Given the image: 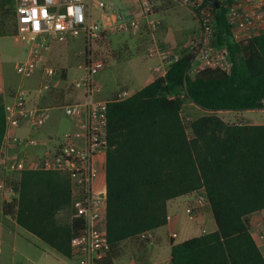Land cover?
<instances>
[{
  "label": "trees",
  "instance_id": "trees-1",
  "mask_svg": "<svg viewBox=\"0 0 264 264\" xmlns=\"http://www.w3.org/2000/svg\"><path fill=\"white\" fill-rule=\"evenodd\" d=\"M214 16L217 43L228 49L232 63L229 73L206 69L191 77L193 56L184 53L164 76L107 105V264L121 242L166 225L170 200L199 190L207 196L216 230L173 245L171 264H264L246 223L247 216L264 210V125L230 124L209 115L189 124V137L182 117L185 101L214 112L264 106V33L235 42L225 8H215ZM4 134L0 98V149ZM6 186L16 197L4 203V215L60 255L73 257L71 240L83 222L57 221L71 206L67 174L29 169Z\"/></svg>",
  "mask_w": 264,
  "mask_h": 264
},
{
  "label": "built area",
  "instance_id": "built-area-1",
  "mask_svg": "<svg viewBox=\"0 0 264 264\" xmlns=\"http://www.w3.org/2000/svg\"><path fill=\"white\" fill-rule=\"evenodd\" d=\"M177 5L192 10L199 21V31L191 35L183 51L193 56L189 75H197L206 69L229 73L232 63L228 49L217 43L215 7L225 8L231 39L235 42L248 40L264 33V0H171ZM139 12L129 15L120 10L113 0H15L16 38L26 45L25 57L15 63V71L22 81L30 79L41 71L37 96H44L55 88L60 70L42 59L43 51L50 42L61 38L82 37L85 47L80 53L78 68L83 72L73 88L83 92L82 99L61 106L64 115L76 118L85 112L82 133H64L51 137L50 149L40 158L34 169L65 173L71 182V207L73 218L81 219L83 228L71 240L72 256L80 264H107L110 245L106 239V187L97 194L92 184L97 176L98 164L107 149V105L112 100H125L131 95L120 91L112 100H98L99 92L93 85V76L107 67V63L94 60L92 46L112 34L138 31L146 23L150 31L156 32L161 22L154 18L153 6L147 0H138ZM37 24L39 27H37ZM182 51V52H183ZM181 51L156 45L149 55L157 57L161 65L155 71L166 74L170 66L182 58ZM33 91L19 86L12 95V101L3 104L5 112V134L26 122L33 129H39L49 118L53 107H40L31 103ZM3 138V140H4ZM16 145H38V139L10 137ZM10 173L19 174L25 170V159L19 158L8 163ZM209 202L204 190L188 194L185 215L195 221ZM171 219L167 215V222ZM264 224V223H263ZM210 232L201 227L200 235ZM172 233L171 238L175 239ZM143 241L152 242L151 231L139 236ZM130 264H163L135 261Z\"/></svg>",
  "mask_w": 264,
  "mask_h": 264
},
{
  "label": "crops",
  "instance_id": "crops-1",
  "mask_svg": "<svg viewBox=\"0 0 264 264\" xmlns=\"http://www.w3.org/2000/svg\"><path fill=\"white\" fill-rule=\"evenodd\" d=\"M168 1L173 4L170 0ZM114 2L120 10L129 15H137L139 12L138 0H116ZM153 2L157 8V12H154V18L161 22V28L156 32L150 31L147 24L143 23L138 31L108 35L102 41L93 45L94 47L106 45L109 51V56H107L109 60L105 62L108 67L111 60L114 65L125 61L127 66L124 69L132 70L126 76L127 83L133 84L134 81L136 84H140L145 79V84L138 86L135 92H130L128 84L121 87L113 86L101 77L99 78L100 85L96 86L99 90L95 95L96 99L109 101L123 90L133 95L157 78L162 77L163 75L161 73L155 71L156 67L161 65V61L157 57L150 56L149 50L156 45L160 46L164 44L173 46L183 44V42L179 41L180 36L176 32V25L178 23L188 25L186 17L177 11L179 8L175 9L173 5L171 6L165 0H153ZM189 13L192 16L194 28L188 37L199 31L198 20L192 12ZM15 32V15L10 27L5 24V21H3L0 15V98L2 103H10L14 91L19 86L33 91V95L31 96L32 104H38V106L41 103L51 104L53 105L51 111H62L61 106L80 101L83 92L73 88L72 83L69 84L68 73L64 67L66 62L65 58L69 49L68 41L73 38H61L52 41L47 50L43 51L42 59L48 64L49 61L55 62V64L60 66L61 70L55 81L53 93L37 96L35 91L40 83L41 71H37L33 77L24 81L20 80L16 82L13 80L12 71L17 74L15 71V63L23 58L20 57L26 54L27 49L26 45L16 38ZM73 40H77V38ZM81 41L84 49L85 44L83 38ZM54 51L59 54L62 53L60 60L55 61L54 57L52 58V55L50 56ZM82 51H79V54ZM17 52L21 54L19 58H17ZM13 59H15L14 64L12 63L13 66L10 67ZM132 77L133 79H130ZM190 105L193 104L190 103ZM229 112L236 113L235 119L230 124L264 125V106L262 109ZM85 121V112L82 110L80 116L72 119H63L59 115H50L48 120L37 130L31 129L26 122H21L18 127L8 131V138H4L0 149V264H80L76 258H67L60 255L36 236L19 227L13 218L4 215L3 205L5 202L11 201L16 197L13 189L6 186L7 181H14L17 175L7 170L8 163L15 159L24 158L26 167L30 170L34 169L40 158L50 149L51 144L49 139L58 136L56 135L58 130L63 129L65 131L64 133H82ZM13 136L21 139L36 138L39 144L36 146L16 145L9 140ZM105 165L106 153L100 159L97 176L92 184L94 194H97L106 187ZM187 196L188 194L168 202L167 212L171 216V219L166 225L151 231L153 236L152 242L143 241L140 237L121 242L117 251L121 252V255L124 256L116 253L112 264H130L135 261L171 264V248L173 245L180 243L178 242V238L184 229V219L191 225V230L197 229L198 232L194 236L183 240V242L200 236L201 227L206 228V225L209 223H212L213 226L212 230L207 231H215L216 224L209 207L204 208L195 221H189L187 219L184 212ZM246 223L255 244L264 257V210L247 216ZM172 233L177 235L175 239L171 238Z\"/></svg>",
  "mask_w": 264,
  "mask_h": 264
},
{
  "label": "rangeland",
  "instance_id": "rangeland-1",
  "mask_svg": "<svg viewBox=\"0 0 264 264\" xmlns=\"http://www.w3.org/2000/svg\"><path fill=\"white\" fill-rule=\"evenodd\" d=\"M116 1V0H113ZM150 4H152L153 6V11L157 12V8L153 2V0H147ZM167 3H169L171 6L173 5V7L179 8L177 9V11L183 15L184 17H186L187 23L188 25H183V24H177L176 25V32L179 33L180 42H183V44H179V45H160L162 47H169L175 51L177 50H182L183 46L185 45L187 39L189 38L188 36L191 34V31L194 28V22L192 20V16L189 12H192L195 16V18L197 19V16L195 15V13L190 10L189 8H185V7H181L179 5H177L176 3L173 4L170 3L168 0H165ZM0 15L1 18L3 19V21H5V24L10 27L12 25L13 19H14V9H15V0H0ZM183 9V10H182ZM189 11V12H186ZM198 20V19H197ZM199 23V21H198ZM14 26V24H13ZM161 28V27H160ZM159 28V29H160ZM75 39V38H73ZM70 39L68 41V54L66 56V62H65V69L68 73V82L70 83H74L76 80L80 79V77L82 76L83 72L81 70H79L77 68V65L79 64L81 58H80V54L79 51L83 50V43H82V37H77V40H73ZM185 42V43H184ZM180 50V51H181ZM183 51V50H182ZM92 52L97 53V57L104 60V61H108V57L109 56V51L108 48L106 47V45H98L96 47L92 46ZM182 56L184 55V53H187L186 51L182 52ZM18 55L17 58H19V56L21 54H19V52L16 53ZM52 55V58L54 57L55 61H57L58 59L60 60V58L62 57V53L59 54L57 52L54 51V53L50 54V56ZM140 56V55H139ZM24 58L25 55H22L20 58ZM14 60L11 62L10 67L13 66L14 64ZM13 63V64H12ZM113 61L111 60V63H109V67L107 66V68L101 72H98L97 74H95L92 78L93 80V85L94 86H99L100 85V81L99 78H103L106 82L111 83L113 86H118L121 87L125 84H128V88L130 92H135V90H137L138 86H142L143 84H145L146 80L143 79L140 84H136L133 81L132 83H127L126 80V76L129 75L131 73L132 70H126L124 69L125 66H127V64L125 63V61H122L121 63H118L116 65L112 64ZM49 64L57 67L59 70H61L60 66L58 64H55V62L49 61ZM63 66V65H62ZM124 69V71H123ZM12 76H13V80H15L16 82H19L21 80V78L15 74V72L12 71ZM130 79H133L130 78ZM99 82V83H98ZM50 115H59L61 116L63 119H68V117H66L62 111L60 110H53L50 112ZM209 115H216L217 117H219L220 119H222L223 121H226L228 123L233 122V120L236 117V113L235 112H229V111H209V110H203L195 105H190V103L188 101H185L183 103L182 106V117L184 119V122L187 126V134L189 137H191V131L189 129V124L195 120L198 119L200 117L203 116H209ZM65 131L62 129L58 130L56 135H60L63 134ZM73 214H74V210L73 208L70 206L67 210L64 211H60L57 214V221L61 224H67L70 223L71 220L73 219ZM212 223H209L206 225V229L212 230ZM197 229H193L191 230V225L187 222L186 219H184V229L181 232L179 238H178V242H183V240H186L192 236H194L195 234H197ZM182 240V241H181ZM117 251V250H116ZM123 252V251H122ZM117 254L119 253V255H121V252H116ZM124 256V255H121Z\"/></svg>",
  "mask_w": 264,
  "mask_h": 264
},
{
  "label": "water",
  "instance_id": "water-1",
  "mask_svg": "<svg viewBox=\"0 0 264 264\" xmlns=\"http://www.w3.org/2000/svg\"><path fill=\"white\" fill-rule=\"evenodd\" d=\"M211 4L216 8L218 9L219 8V3L218 2H211Z\"/></svg>",
  "mask_w": 264,
  "mask_h": 264
},
{
  "label": "snow or ice",
  "instance_id": "snow-or-ice-1",
  "mask_svg": "<svg viewBox=\"0 0 264 264\" xmlns=\"http://www.w3.org/2000/svg\"><path fill=\"white\" fill-rule=\"evenodd\" d=\"M37 27H39V25L37 24Z\"/></svg>",
  "mask_w": 264,
  "mask_h": 264
}]
</instances>
